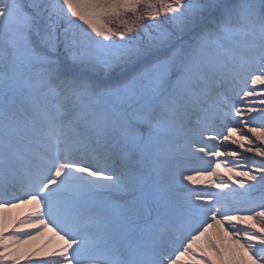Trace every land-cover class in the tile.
Returning a JSON list of instances; mask_svg holds the SVG:
<instances>
[{
	"label": "snow or ice",
	"instance_id": "snow-or-ice-1",
	"mask_svg": "<svg viewBox=\"0 0 264 264\" xmlns=\"http://www.w3.org/2000/svg\"><path fill=\"white\" fill-rule=\"evenodd\" d=\"M0 264H264V0H0Z\"/></svg>",
	"mask_w": 264,
	"mask_h": 264
},
{
	"label": "bare ground",
	"instance_id": "bare-ground-1",
	"mask_svg": "<svg viewBox=\"0 0 264 264\" xmlns=\"http://www.w3.org/2000/svg\"><path fill=\"white\" fill-rule=\"evenodd\" d=\"M245 155H248L247 153H245ZM221 171V174H223V169H221L220 170ZM189 187H193V185H189ZM198 187V186H197ZM213 191H215V189H212ZM257 197H259V195H260V193L258 192V193H256L255 194ZM22 210V211H21ZM21 210H14L13 211V215H16L17 213H22V212H24L25 210L24 209H21ZM214 230L213 229H209V232L211 233V232H213Z\"/></svg>",
	"mask_w": 264,
	"mask_h": 264
},
{
	"label": "rangeland",
	"instance_id": "rangeland-1",
	"mask_svg": "<svg viewBox=\"0 0 264 264\" xmlns=\"http://www.w3.org/2000/svg\"><path fill=\"white\" fill-rule=\"evenodd\" d=\"M249 155V154H248ZM257 159H260V158H257ZM233 187H235V186H233Z\"/></svg>",
	"mask_w": 264,
	"mask_h": 264
}]
</instances>
